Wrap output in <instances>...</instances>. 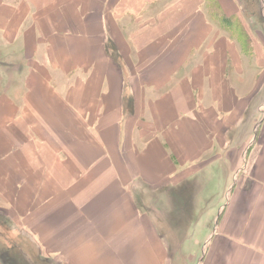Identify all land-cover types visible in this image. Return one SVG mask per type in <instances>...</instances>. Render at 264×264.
Wrapping results in <instances>:
<instances>
[{
    "label": "crops",
    "instance_id": "obj_1",
    "mask_svg": "<svg viewBox=\"0 0 264 264\" xmlns=\"http://www.w3.org/2000/svg\"><path fill=\"white\" fill-rule=\"evenodd\" d=\"M240 6L0 0V230L57 264H171L159 231L187 225V264H264V32L215 21Z\"/></svg>",
    "mask_w": 264,
    "mask_h": 264
},
{
    "label": "rangeland",
    "instance_id": "obj_2",
    "mask_svg": "<svg viewBox=\"0 0 264 264\" xmlns=\"http://www.w3.org/2000/svg\"><path fill=\"white\" fill-rule=\"evenodd\" d=\"M262 3L260 2V0H239V6L241 4L240 8L242 19L239 18L238 15L234 14L230 15V20L221 21L220 18H215V21L219 23L218 26H221L220 28L225 29L229 32L233 31L234 35L237 37H242L241 35L246 30L254 33L256 35L255 37H258L257 34L259 32H264V5ZM209 12L210 15H213L211 14L210 8ZM212 17L214 20V16H211V18ZM187 183L189 182H186L187 189L185 188V211H187V209L193 208L194 205H191V203H194L195 205L198 204V200L193 198L194 195L190 192L191 185ZM195 200H197V202ZM164 218L166 219L165 216ZM161 220H163L162 217ZM165 228L167 229V227ZM168 228L169 229L167 230L161 229L159 231V235L161 236V239H163V243H165V245L169 247L168 251H170L171 264H187V253L190 252L189 250L196 252L199 250V248L187 249V246L180 248L181 243L179 242V240L187 239V225L186 227H179L172 226V224H170ZM182 228H184L186 231H183ZM0 235H3V237L1 238L5 240L4 242L9 244L10 250H15L14 252L17 255L15 258L17 259L19 264H57L54 259H45L42 255H40L39 249L35 247L34 244L32 245V243L28 240L26 236H18L17 234H11L9 231L7 232V230L4 229L0 230ZM185 245H187V241ZM4 249H8V246L4 247ZM43 250L45 249H42V252Z\"/></svg>",
    "mask_w": 264,
    "mask_h": 264
}]
</instances>
